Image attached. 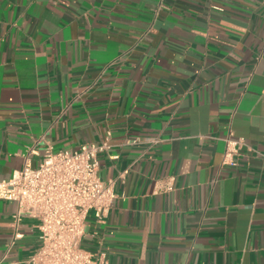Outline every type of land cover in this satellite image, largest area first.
I'll list each match as a JSON object with an SVG mask.
<instances>
[{"label":"crops","instance_id":"0c3cea01","mask_svg":"<svg viewBox=\"0 0 264 264\" xmlns=\"http://www.w3.org/2000/svg\"><path fill=\"white\" fill-rule=\"evenodd\" d=\"M228 137L244 141L231 165ZM102 143L118 198L85 249L264 264V0H0V181ZM17 212L0 200V264L40 247Z\"/></svg>","mask_w":264,"mask_h":264},{"label":"built area","instance_id":"2783aa9c","mask_svg":"<svg viewBox=\"0 0 264 264\" xmlns=\"http://www.w3.org/2000/svg\"><path fill=\"white\" fill-rule=\"evenodd\" d=\"M243 146L242 139H225L223 164H233ZM109 149L108 143L84 144L74 152L55 153L49 147L38 168L26 164L0 181V200L18 205L16 221L24 217L37 221L40 247L25 264H110L106 253L82 246L90 214L98 220L107 217L118 198L115 180L105 182L99 176L100 154ZM173 187L174 178L166 190Z\"/></svg>","mask_w":264,"mask_h":264}]
</instances>
